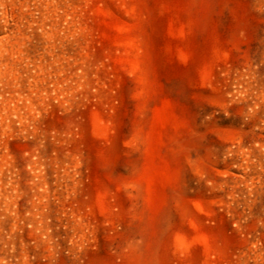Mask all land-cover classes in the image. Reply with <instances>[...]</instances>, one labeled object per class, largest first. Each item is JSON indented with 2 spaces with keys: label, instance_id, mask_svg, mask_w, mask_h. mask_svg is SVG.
<instances>
[{
  "label": "rangeland",
  "instance_id": "obj_1",
  "mask_svg": "<svg viewBox=\"0 0 264 264\" xmlns=\"http://www.w3.org/2000/svg\"><path fill=\"white\" fill-rule=\"evenodd\" d=\"M0 264H264V0H0Z\"/></svg>",
  "mask_w": 264,
  "mask_h": 264
}]
</instances>
